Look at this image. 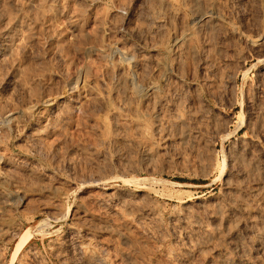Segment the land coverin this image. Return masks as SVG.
<instances>
[{"label": "rangeland", "instance_id": "1", "mask_svg": "<svg viewBox=\"0 0 264 264\" xmlns=\"http://www.w3.org/2000/svg\"><path fill=\"white\" fill-rule=\"evenodd\" d=\"M261 34L264 0H0V264H264Z\"/></svg>", "mask_w": 264, "mask_h": 264}, {"label": "bare ground", "instance_id": "2", "mask_svg": "<svg viewBox=\"0 0 264 264\" xmlns=\"http://www.w3.org/2000/svg\"><path fill=\"white\" fill-rule=\"evenodd\" d=\"M166 5V4H165ZM155 10V9H154ZM173 11V10H172ZM206 13V12H205ZM203 13V15L201 16V18H204V19H210L211 18V14L208 12V13ZM173 14V13H172ZM155 17V16H154ZM201 18H199L200 20H201ZM196 19H198V18H196ZM203 19V20H204ZM154 21V20H153ZM195 21V20H194ZM159 24V23H158ZM156 25V24H155ZM160 26V25H159ZM228 26V25H227ZM162 28V27H161ZM230 30V29H229ZM232 30H234V29H232ZM232 30H230V31H232ZM232 34V33H231ZM244 35V34H243ZM261 35H263V34H261ZM245 36V35H244ZM247 36V35H246ZM247 38V37H246ZM245 38V39H246ZM182 39V38H181ZM257 39V41H259L258 43H260V40H264V35L263 36H259V37H257L256 38ZM180 40V39H179ZM178 40V41H179ZM182 41V40H181ZM247 41L249 42V43H251L252 45H254V43L256 42V40H255V38H248L247 39ZM176 41H174L173 43H175ZM180 42V41H179ZM263 42V41H262ZM175 44H177V43H175ZM178 45V44H177ZM176 45V46H177ZM179 45H180V43H179ZM176 46H174V47H176ZM261 48V47H260ZM175 49V48H174ZM260 50V49H259ZM110 54L111 55H114V54H117L118 55V57H119V60H120V63H126V65H127V63L129 64V62H131L132 60V58L133 57H131V55L130 54H128V53H126V52H124L123 50H121L120 48L118 49L117 47H115L113 44H112V46L110 47ZM116 56V55H115ZM114 57V56H113ZM115 58V57H114ZM112 59V58H111ZM130 65V64H129ZM117 66H119V65H117ZM128 66V65H127ZM125 67V66H124ZM123 68V67H122ZM125 70V69H124ZM126 70H127V68H126ZM135 72V71H134ZM130 74H128L126 77H125V82L126 83H128L129 85H134V83L136 84V82H135V76H133V74H132V72H129ZM135 74V73H134ZM123 76H125V75H123ZM140 77V76H139ZM124 79V78H123ZM122 79V80H123ZM121 80V79H120ZM124 82V83H125ZM150 82V81H149ZM146 83V82H145ZM122 84V83H121ZM127 85V84H126ZM155 86V85H154ZM153 86V84L151 85V83H150V85L148 86V85H136V87L138 88V90H140L139 91V93L140 94H142L143 93V95L141 96V98L145 95L146 96V94L147 93H153L152 91L153 90H155L157 87L155 86L154 87ZM130 87V86H129ZM122 89H124V88H122ZM127 90H129V89H127ZM130 91V90H129ZM135 91V90H134ZM155 92V91H154ZM132 94L133 93H131V96H132ZM154 94V93H153ZM153 94H152V96H153ZM137 95V94H136ZM148 95V94H147ZM144 96V97H145ZM133 97H134V95H133ZM139 98V97H138ZM141 98H139V99H141ZM133 99H135V98H133ZM137 99V98H136ZM123 100V99H122ZM132 100V99H131ZM123 103V102H122ZM135 103V102H134ZM148 103V102H147ZM119 105V104H118ZM120 106H121V104H120ZM122 108V107H121ZM145 109V108H144ZM111 111V110H110ZM114 111V110H113ZM14 112V111H13ZM24 112V111H23ZM134 112V111H133ZM16 113V112H15ZM114 113V112H113ZM178 113V112H177ZM11 114V113H10ZM9 114V115H10ZM14 114V113H13ZM8 115V114H7ZM26 115V114H25ZM114 115V114H113ZM134 115V114H133ZM177 115V114H176ZM5 116V115H4ZM140 116V115H139ZM13 117V116H12ZM6 118V117H5ZM14 118V117H13ZM18 118V117H17ZM133 118V117H132ZM135 118V117H134ZM180 118V117H179ZM8 119H10V118H8ZM174 119V118H173ZM4 121V120H3ZM11 121V120H10ZM6 122V121H5ZM130 122V121H129ZM175 122V121H174ZM1 124V123H0ZM144 131V130H143ZM143 135V134H142ZM140 142V141H139ZM0 160H1V158H0ZM244 203V202H243ZM119 210V209H118ZM121 211V210H120ZM120 214V213H119ZM122 217H123V215H122ZM126 218V217H125ZM124 218V219H125ZM3 227V226H2ZM206 242V241H205ZM21 244V243H20ZM20 244L18 245V247L20 246ZM19 250V249H18ZM96 259V258H95ZM100 259H102V258H100ZM100 259H97V261L99 260L100 261ZM104 259V258H103ZM106 260H101L99 263L100 264H105L106 262H105ZM94 262V261H93Z\"/></svg>", "mask_w": 264, "mask_h": 264}]
</instances>
